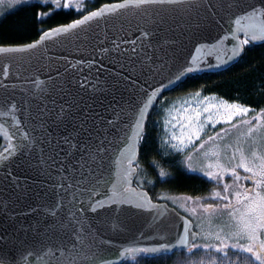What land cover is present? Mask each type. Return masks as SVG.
Here are the masks:
<instances>
[{"label": "snow or ice", "instance_id": "1", "mask_svg": "<svg viewBox=\"0 0 264 264\" xmlns=\"http://www.w3.org/2000/svg\"><path fill=\"white\" fill-rule=\"evenodd\" d=\"M37 2L39 7L50 9L39 13L40 17L51 15L55 9L83 11L82 5H74L73 0ZM9 4L28 5V0H9ZM128 9L135 10L145 23L143 27L137 24L136 39L123 41L129 47L112 42L116 63L127 75L123 71L109 74L102 87L93 83L91 91L69 76L50 77L51 83L41 87L38 94L43 99L35 105L36 94L28 100H0V107L5 109L0 117L6 118L0 123V134L9 140V146L0 152V170L4 172L0 181L18 184L11 169L24 164L45 178L46 187L55 197L47 205L30 207L21 214L41 215L36 222L21 226L19 231L25 239L13 242L0 233V264H18L17 255L23 264H116L111 258L113 240L106 232L123 229L113 219L126 213L148 214L159 227L168 212L138 190L144 183L137 180L143 171L139 154L149 141V120L153 112L163 115L159 98L190 74L221 69L238 59L246 46L264 44V0H123L45 31L40 39L71 33L70 41L85 46L93 39L88 28L72 30L93 20L97 24L102 20L107 26ZM177 14L183 23H175ZM220 20L228 21V31L209 42L203 32ZM120 30H124L123 23ZM27 47L34 49L36 45ZM85 63L93 66L92 60L81 59L72 67L79 70ZM3 71L6 80L9 69ZM0 87L7 90L8 84ZM200 95L195 93L197 98ZM210 99L204 96L195 104L181 105L172 124L179 134L168 132L170 121L153 119L152 124L161 123L157 154L166 150L168 155L182 156L181 166L191 172L201 171L220 189L213 190V203L201 207L205 212L215 210L226 215L227 221L219 231L203 237L192 233L187 222L175 240L161 236L149 241L141 232L136 244L117 248L116 256L130 257L134 264H147L149 260L160 264L174 255V264H264V106L257 111L241 102L223 99L211 103ZM253 112L256 115L251 119H240ZM217 124L230 128L215 131ZM209 126L214 134H207ZM232 130L238 133L235 142H225ZM197 140H201L199 145ZM207 145L211 149L203 155L216 158L215 163H208L207 170L193 167L191 153L199 154ZM167 175L160 169V177ZM225 177H230L231 183ZM101 213L105 214L102 219ZM93 217L100 220L99 225ZM201 238L205 242L197 243ZM209 239L215 243L207 242ZM201 249L209 255L207 262L193 259ZM229 249L234 250L235 259ZM211 251L219 255L213 258ZM241 253L247 255L241 257Z\"/></svg>", "mask_w": 264, "mask_h": 264}, {"label": "water", "instance_id": "2", "mask_svg": "<svg viewBox=\"0 0 264 264\" xmlns=\"http://www.w3.org/2000/svg\"><path fill=\"white\" fill-rule=\"evenodd\" d=\"M122 2L123 0L104 3L92 11L98 10L110 3ZM79 19H82V17ZM72 22L53 28L66 26ZM169 22H172L171 16H169ZM121 23L124 25V30H120ZM144 23V20L135 10L128 9L123 10V14L114 20H110L107 26H105L102 20L99 24H97L96 20H93L89 22L90 27L89 24H86L72 30L73 32H82V29L88 28L93 39L85 46H79L77 42L70 41L68 37L71 33L49 35L43 40L40 39L43 35L41 33L35 41L28 43L35 44L36 47L34 49H29L27 47L28 44L0 46V49H4V51H0V85L8 84L7 90L0 87V100L6 97H12L16 100H28L33 94H36L37 98L33 100V105H35L38 100L43 99L38 94L41 87H46L47 84L51 83L50 77L60 79L69 76L74 81L79 80L83 82L89 91H91L93 83L97 84L98 87H102L103 81L109 78V74L123 71L127 75V72L121 68V65L116 63L118 57L112 42L116 41L117 43H121L122 47H129L123 41L136 39L139 34L137 24L143 27ZM175 23H183L179 14L175 18ZM175 23L173 26H175ZM228 28V21L220 20L218 24L213 23L211 27L205 30L203 36L209 42H215L216 39L221 38L227 33ZM51 29L46 31H50ZM105 36H107V39H105ZM37 41H39L38 44ZM259 44L256 43L255 45ZM228 47H231L230 43ZM104 48H108L110 51L104 53L102 51ZM241 56L221 69H206L190 75L211 74L226 70L237 63ZM81 59L92 60L93 66L90 67L85 63L79 70L74 69L72 65H78ZM5 68L9 69V75L6 80L3 71ZM185 80L186 78L180 84ZM39 81H44L45 85L38 84ZM164 83H167V81H164ZM156 86L159 87V85ZM176 87H171L167 90H173ZM3 111L5 109L0 107V112ZM5 119V117H0V123H4ZM0 139L5 144L0 151L3 152L9 146V140L4 134H0ZM0 168H2V164H0ZM11 170L13 171L15 180H18V184L0 181V233L7 235L15 242L16 240L26 238L19 231L22 225L31 224L41 219L39 212L27 217L21 214L26 212L30 207L47 205L55 197L51 190L46 187L45 178L38 175L32 168L21 164L19 167L13 166ZM3 175L4 172L0 170V177ZM138 190L144 191L153 204H158L161 208L167 209L168 212L163 217V223L159 227L153 223L152 216L148 214L126 213L122 214L118 220L113 219V222L123 229L122 231L109 230L106 232V236L113 240L111 258L116 264H122L124 261L130 259V257L121 258L116 256V249L136 244L141 232L146 234L149 241H151L152 237L159 239L161 236H167L169 239L175 240L178 235L183 233V225L187 222L191 232L197 233L194 230L193 222L189 218L180 214L165 202L153 201L146 190ZM104 216L105 214L101 213L100 218L102 219ZM93 222L99 225L100 220L93 217ZM16 259L18 264H23V259L20 255H17Z\"/></svg>", "mask_w": 264, "mask_h": 264}, {"label": "trees", "instance_id": "3", "mask_svg": "<svg viewBox=\"0 0 264 264\" xmlns=\"http://www.w3.org/2000/svg\"><path fill=\"white\" fill-rule=\"evenodd\" d=\"M115 1L120 0H88L82 12L57 9L46 17H40L39 13L48 12L49 8L39 7L38 3L7 11L0 16V46L31 43L44 31L79 19L104 3ZM194 91H201L207 95L214 94L230 102H241L259 111V108L264 106V44L246 46L238 62L226 70L188 76L175 89L165 91L160 100ZM160 118L161 115L152 113L149 120V141L139 154L143 171L137 180L143 181L142 189L146 190L155 202H169L168 198L174 196L200 197L208 193L212 188L211 182L203 176L190 174L181 166L182 156L168 155L165 152L157 154L161 123L153 125L152 120L160 121ZM4 145L0 139V151ZM153 161H158V164H153ZM160 169L169 175L160 177ZM134 186L136 187L135 182ZM122 264H132V262L125 261ZM147 264H156V262L149 260Z\"/></svg>", "mask_w": 264, "mask_h": 264}, {"label": "rangeland", "instance_id": "4", "mask_svg": "<svg viewBox=\"0 0 264 264\" xmlns=\"http://www.w3.org/2000/svg\"><path fill=\"white\" fill-rule=\"evenodd\" d=\"M63 2V0H62ZM33 3H38L37 0H28V5L33 4ZM81 4L82 7L84 8L85 5L88 3V0H73V4ZM25 5H11L9 4V0H3L2 3H0V16L3 15L5 12L10 11V10H14L18 7H22ZM50 11V9H48ZM57 10V9H55ZM74 11H77L76 8H73ZM196 92H200L201 95L199 98H197L195 96ZM204 96H209L211 99L209 102L211 103H218L221 100H223L222 98H219L217 95L211 94V95H207L202 93L201 91H194V92H188V93H183V94H179V95H175V96H170V97H165L163 99L160 100L159 102V108L163 109V115H161L160 121H170V123L168 124V132L171 133L172 131H176L177 134H179V129H173L172 124H175L176 121L173 119V117H177L180 113L179 110L181 109V105L184 104L185 102L188 103H193L195 104L197 99L199 100H203ZM186 106V105H185ZM256 115L255 112L250 113L248 116L242 117L240 119H251L252 116ZM236 121H233V123H235ZM230 128V125L228 124H217L215 126V131H219L220 128ZM244 129L241 128L240 131H243ZM206 132L208 135L214 134V131L212 129L211 126H209L206 129ZM238 135L236 130H232L228 140L225 142H235V138ZM162 137V133L161 136ZM202 139H206V136H203ZM161 143V140H160ZM195 143L197 145H199L201 143V140H197L195 141ZM211 149V145H207L205 147V149H203L199 154L193 152L191 153L194 156V160H193V167L197 168V169H201L204 168L205 170H207L206 165L208 163H215L216 158L214 157H204L203 153L206 151H210ZM166 154L167 151H163ZM175 155V153L173 154ZM215 170V169H213ZM189 171V170H187ZM241 172V175H245V173H243L242 170H238ZM190 174L193 175H199V176H203L201 171H196V172H191L189 171ZM205 177V176H203ZM206 179H208L207 177H205ZM225 181L228 183H231V178L230 177H225ZM212 188L208 191V193L200 196V197H193V200H187L188 196H174V197H170L168 198L170 201L166 202L168 205H170L171 207L175 208L178 212L182 213L183 215L187 216L188 218H190V220L194 223V228L198 233H201L202 237L205 234L208 233H215L216 231H219V226L222 225L224 222L227 221V216L226 215H221L220 213H217L215 210L210 211V212H205L203 210V208L201 207V205L203 204H207V203H213V195H214V189L215 190H220V189H216L215 185L213 183H211ZM247 186H251L250 183L247 184ZM200 198V199H197ZM204 239L201 238L200 240H197V243H204ZM207 242L209 243H215V241L213 239H209ZM235 241H230V243H233ZM242 243L245 241H241ZM229 255L235 259V256L233 255L234 250L229 249ZM211 257L215 258L217 257L219 254L216 253L215 251H211L210 252ZM241 257L246 256V253H241L240 254ZM176 256H172L169 260H166L164 262V264H174L175 260H176ZM209 255L205 253V251L203 249H201L196 256L193 257L194 260H200L203 259L206 262L208 261ZM127 261L132 262V264H134V262L129 259Z\"/></svg>", "mask_w": 264, "mask_h": 264}]
</instances>
